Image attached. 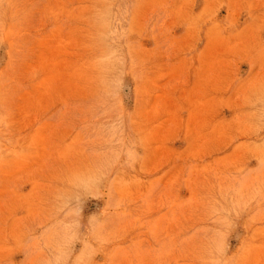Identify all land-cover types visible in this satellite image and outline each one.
I'll return each mask as SVG.
<instances>
[{
    "label": "rangeland",
    "instance_id": "1",
    "mask_svg": "<svg viewBox=\"0 0 264 264\" xmlns=\"http://www.w3.org/2000/svg\"><path fill=\"white\" fill-rule=\"evenodd\" d=\"M0 264H264V0H0Z\"/></svg>",
    "mask_w": 264,
    "mask_h": 264
}]
</instances>
